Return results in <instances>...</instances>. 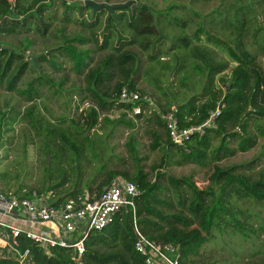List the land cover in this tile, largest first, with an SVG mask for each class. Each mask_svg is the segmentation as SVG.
Listing matches in <instances>:
<instances>
[{"label": "trees", "instance_id": "1", "mask_svg": "<svg viewBox=\"0 0 264 264\" xmlns=\"http://www.w3.org/2000/svg\"><path fill=\"white\" fill-rule=\"evenodd\" d=\"M147 1L150 0H136L130 6L110 12L106 8L93 11L88 5H78L77 0H0V39L26 38L18 48L0 40V92H18L27 104L24 109L18 107L9 109L8 113L0 112V144L3 134L8 132L6 126L19 119L33 137L45 144V154L51 153V144L56 145L59 141L80 156L83 147L78 143L80 140L82 143L89 141L87 131L100 129L102 120L115 128L122 126L129 131L125 147L136 161L134 171H108L103 166L101 170L106 178L95 188L89 187L90 199L93 191L98 196L116 178L133 182L142 191L136 200V226L150 239L174 245L181 254V264H205L201 262L202 248L215 241V232L225 230H230L242 240L253 238L260 241L262 254L264 170L258 171L256 177L245 171H252L264 153L248 164L221 167L220 163L238 153L248 152L256 148L260 140L264 141V21L259 24L253 2L251 5L235 2L203 17L207 19L216 12L225 17L223 9L233 8V21L220 25L222 32L228 30L226 38L199 26L189 37H178L169 49L161 51L159 47L163 39ZM173 22L183 27L186 25L177 18ZM56 24L61 26L58 32L62 43L48 49V54L43 53L37 60L46 62L56 73L63 65L58 59L70 62L72 71L84 79V87L79 93L91 104L81 112L77 109L76 118H60L54 123L45 119L34 103L40 98L39 89L52 85V82L42 71L34 68L26 53L33 45L30 35L45 39ZM254 24L259 26L252 30ZM67 26L79 28L85 34L67 35ZM202 37L221 49L232 66L214 61L210 52L202 51L199 55L198 47L193 43H200ZM90 46L104 54L103 57L95 61ZM133 46L144 52L153 51L150 54L153 62L164 59V55L178 47L192 52L204 64V67L195 65V69L204 76L201 91L186 103L176 104L169 100V93L161 87L157 90L158 97L138 88L140 59L131 49ZM177 60L174 70L180 73L185 65L182 66L181 58ZM28 70L34 71L36 77L26 89L18 90ZM226 71L229 74H225ZM62 86L63 82H60L59 89ZM123 86L150 95L157 109L135 118L129 117L124 111L128 106L118 101ZM219 103L223 107L217 118V130L211 129L202 137L194 135L185 147L172 143L164 121L165 114L174 112L180 128H190L204 123ZM114 110L120 112L116 119L105 116ZM137 130H142L149 138L151 151L161 153L160 162L154 164L149 172L139 164ZM185 164L199 167L212 164L209 186L201 189L193 177H175L167 170L171 166ZM33 189L13 195L30 196ZM36 192L45 196L42 190L36 189ZM84 195L82 189L76 188L59 197L55 205ZM244 205L260 209L254 215ZM135 239L133 216L130 212L121 211L107 227L92 232L86 240L85 264H145L144 258L134 249ZM22 247L30 250L34 264H74L69 249H54V255L47 257L30 240H22ZM0 264L17 262L0 258ZM245 264H264V257Z\"/></svg>", "mask_w": 264, "mask_h": 264}, {"label": "rangeland", "instance_id": "2", "mask_svg": "<svg viewBox=\"0 0 264 264\" xmlns=\"http://www.w3.org/2000/svg\"><path fill=\"white\" fill-rule=\"evenodd\" d=\"M77 1L78 5H84L87 1H91L97 5L112 6L127 4L136 0ZM261 1L264 4V0H150L147 1V4L152 10L155 25L163 39L159 50L166 51L174 44L175 39L189 37L199 26L216 33L221 38H226L228 30L225 29L222 32L223 27L220 25L226 21L230 23L233 21V8L223 9L226 14L225 17H221L217 12L207 19L203 17L214 12L217 8L230 7L235 2L247 5H251L253 2L252 6L261 25V22L264 21V5L261 6ZM175 18L186 22V25L183 27L175 24L173 22ZM259 24H254L252 30L258 28ZM60 28L61 26L56 24L45 39L30 35L29 39L32 40L33 45L26 53V57H28V53L36 56L43 53L48 54V49H54L61 44V34L59 35L58 32ZM65 32L70 36L78 33L85 34L79 28L72 26H67ZM0 40L11 47L18 48L26 38L24 36L3 37ZM193 44L198 47V53L210 52L214 61L232 66L227 55L218 47L207 43L205 37H202L200 43ZM90 48L93 50L92 55L95 61L103 57L104 54H99L92 46ZM131 49L138 54L140 59L136 81L138 88L145 89L149 94L157 96V90L161 87L169 93V100L176 104L186 103L201 91L204 76L200 70L195 69V65L204 67V64L201 59L195 58L192 52L178 47L175 51H170L164 55V59L153 62L150 60V54L153 51L144 52L138 46H133ZM178 58H181L182 66L185 65L184 70L180 73L174 70ZM58 62H63V65L61 71L57 73L46 62H39L37 59H35L34 67L42 71L44 76L52 82V85L47 84L39 89L40 98L34 103L39 107L43 117L54 123H57L60 118H76L79 109L83 108L84 110L91 104L90 101L83 99V95L79 93V90L84 87L83 76H77L72 71L71 63L65 59L60 58ZM225 74H229V71H226ZM35 77L36 73L28 70L18 85V90L26 89ZM60 82H63L62 89L58 87ZM56 92L58 93L55 94ZM26 106L25 100L18 92H0L1 113H8L11 108L21 107L24 109ZM119 114L120 112L114 110L105 116L112 120L116 119ZM101 125L102 127L96 131H87L86 136H89V141L82 143L80 140L78 145L83 147V153L80 156H77L74 150L62 146L59 141L56 142V145L55 143L51 144V153L45 154V144L39 142V138L33 137L27 126L19 119L13 125L6 126L8 132L3 134L0 144V193L21 195L34 188L33 192L39 189L44 191L46 197L59 198L73 192L76 188L82 189L85 193H88L90 186L95 188L106 178L105 173H102L101 170L103 166L108 171H134L136 161L125 147L129 131L122 126L115 128L110 123L105 124L103 120ZM136 135L138 138L139 164L145 171L149 172L154 164L160 162L161 153L158 150H150L149 138L142 130H137ZM263 144L264 141L260 140L256 148L226 159L220 163L221 167L248 164L261 157V154L264 153ZM253 168L252 171L245 172L247 174L253 173L252 175L256 177L259 175L258 171L264 170V157ZM167 170L175 177L191 176L199 188L205 189L209 186V176L213 171V165L208 164L205 167H199L185 164L183 166H171ZM60 184L62 185L56 189V186ZM91 194L93 197L96 192L93 191ZM244 208L254 215L260 209L249 205H244ZM214 238L215 241L209 242L204 246L205 248H202V263L245 264L247 262L253 263L256 260L260 261L261 256L264 257V253L261 254V242L256 239H239L230 230L215 232Z\"/></svg>", "mask_w": 264, "mask_h": 264}, {"label": "built area", "instance_id": "3", "mask_svg": "<svg viewBox=\"0 0 264 264\" xmlns=\"http://www.w3.org/2000/svg\"><path fill=\"white\" fill-rule=\"evenodd\" d=\"M118 101L128 106L124 111L131 118L157 109L150 95L126 86L121 87ZM222 107L219 103L204 123L190 128H180L174 112L165 114L172 143L185 147L194 135L202 137L211 129L217 130ZM141 194L137 185L121 178H116L92 199L85 193L60 205H55L58 198L40 196L37 192L26 197L0 193V258L17 264H34L30 250L22 247V240H30L47 257L54 255V249L64 248L72 251L74 264H85V243L91 233L103 230L118 213L125 211L133 216L134 249L145 264H181V254L174 245L156 242L136 226V200Z\"/></svg>", "mask_w": 264, "mask_h": 264}, {"label": "water", "instance_id": "4", "mask_svg": "<svg viewBox=\"0 0 264 264\" xmlns=\"http://www.w3.org/2000/svg\"><path fill=\"white\" fill-rule=\"evenodd\" d=\"M135 2H130V3H127V4H122V5H112V6H108V5H97L91 1H87L85 5H88L89 7H91L93 9V11H96V10H100L102 8H106L108 9L110 12L115 9V8H119V7H122V6H130L131 4H133ZM4 48V47H3ZM41 55H33V54H29L28 57L30 58V62L31 64L35 67V59H38Z\"/></svg>", "mask_w": 264, "mask_h": 264}]
</instances>
